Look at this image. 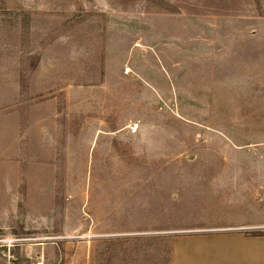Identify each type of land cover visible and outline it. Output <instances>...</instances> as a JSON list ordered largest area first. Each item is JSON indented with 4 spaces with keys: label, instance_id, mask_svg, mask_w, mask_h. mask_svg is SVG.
Returning <instances> with one entry per match:
<instances>
[{
    "label": "rangeland",
    "instance_id": "1",
    "mask_svg": "<svg viewBox=\"0 0 264 264\" xmlns=\"http://www.w3.org/2000/svg\"><path fill=\"white\" fill-rule=\"evenodd\" d=\"M227 233L264 235V0H0V264Z\"/></svg>",
    "mask_w": 264,
    "mask_h": 264
},
{
    "label": "crops",
    "instance_id": "2",
    "mask_svg": "<svg viewBox=\"0 0 264 264\" xmlns=\"http://www.w3.org/2000/svg\"><path fill=\"white\" fill-rule=\"evenodd\" d=\"M173 264H264V235L188 236L176 245Z\"/></svg>",
    "mask_w": 264,
    "mask_h": 264
},
{
    "label": "built area",
    "instance_id": "3",
    "mask_svg": "<svg viewBox=\"0 0 264 264\" xmlns=\"http://www.w3.org/2000/svg\"><path fill=\"white\" fill-rule=\"evenodd\" d=\"M129 73H130V69H126L125 72H124L125 75H128ZM138 127H139L138 124L133 125V126L131 127V131H132L133 133H136L137 130H138ZM11 247H13V246H12V245H8V248H11Z\"/></svg>",
    "mask_w": 264,
    "mask_h": 264
},
{
    "label": "trees",
    "instance_id": "4",
    "mask_svg": "<svg viewBox=\"0 0 264 264\" xmlns=\"http://www.w3.org/2000/svg\"><path fill=\"white\" fill-rule=\"evenodd\" d=\"M257 236H261V235H257Z\"/></svg>",
    "mask_w": 264,
    "mask_h": 264
}]
</instances>
